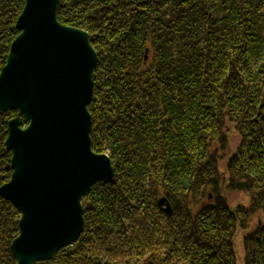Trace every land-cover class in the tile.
Masks as SVG:
<instances>
[{
    "label": "trees",
    "instance_id": "16d2710c",
    "mask_svg": "<svg viewBox=\"0 0 264 264\" xmlns=\"http://www.w3.org/2000/svg\"><path fill=\"white\" fill-rule=\"evenodd\" d=\"M25 1L0 0V72ZM57 17L98 54L92 145L115 178L83 198L78 240L36 264H264V0H59ZM17 114L0 110V188ZM20 218L0 191V264H18Z\"/></svg>",
    "mask_w": 264,
    "mask_h": 264
},
{
    "label": "water",
    "instance_id": "95a60500",
    "mask_svg": "<svg viewBox=\"0 0 264 264\" xmlns=\"http://www.w3.org/2000/svg\"><path fill=\"white\" fill-rule=\"evenodd\" d=\"M58 3L26 0L21 33L0 74V110H18L6 141L14 173L0 188L22 214L12 244L18 264L51 260L77 241L83 198L97 182L115 178L111 160L95 153L91 140L98 55L87 31L59 22Z\"/></svg>",
    "mask_w": 264,
    "mask_h": 264
},
{
    "label": "rangeland",
    "instance_id": "374dc122",
    "mask_svg": "<svg viewBox=\"0 0 264 264\" xmlns=\"http://www.w3.org/2000/svg\"><path fill=\"white\" fill-rule=\"evenodd\" d=\"M25 4H26V1H25ZM58 5H59V3H58ZM24 7H25V5H24ZM58 7V6H57ZM23 10H24V8H23ZM22 10V11H23ZM22 14V12L20 13V15ZM20 15H19V17H20ZM18 17V18H19ZM17 21H18V19H17ZM65 25V24H64ZM66 26H68V25H66ZM70 27H72V26H70ZM16 28H17V22H16ZM74 28H78V27H74ZM78 29H81V28H78ZM18 30V29H17ZM19 31V30H18ZM20 32V31H19ZM21 33V32H20ZM19 33V34H20ZM19 36V35H18ZM17 36V37H18ZM16 37V38H17ZM14 42V41H13ZM11 49V48H10ZM6 64H7V62H6ZM5 64V65H6ZM4 65V66H5ZM4 68V67H3ZM2 68V69H3ZM1 72H2V70H1ZM1 72H0V74H1ZM94 86H95V81H94ZM95 89V88H94ZM93 98H94V91H93ZM93 98H92V101L89 103V105H88V111H89V113H90V115L92 116V114H91V112H90V109H89V106L91 105V103L93 102ZM9 110V109H8ZM14 118H16V116L14 117ZM24 120H27L25 117H23L22 116V124H23V121ZM28 121V120H27ZM29 121H28V125H26V126H24V127H28L29 126ZM22 129L24 128L22 125L20 126ZM92 127H93V118H92ZM91 133H92V130H91ZM8 136H9V134H8ZM7 139H8V137H7ZM91 140H92V137H91ZM240 140H241V137H240V134H238L237 132H235L234 130H230V132L228 133V141H229V151H228V153H227V156H226V158L224 159V160H221L220 161V170L222 171V172H225L226 171V167H227V165H228V162H229V159L232 157V155L235 153V151H236V148H237V146L239 145V143H240ZM7 141V140H6ZM94 151V150H93ZM95 152V151H94ZM95 153H97V152H95ZM12 154H13V151H12ZM97 154H101V153H97ZM102 154H104V155H106V156H108L109 157V159H110V152L108 151V152H106V153H102ZM12 157H13V155H12ZM111 160V159H110ZM13 173H14V169H13V172H12V175H13ZM11 179H12V176H11ZM11 179H10V181H11ZM10 181H8V182H10ZM7 182V183H8ZM6 184V183H5ZM246 194H240V193H237V194H233L232 196H229V200H230V202H231V204H236V203H238V202H244L246 199H247V197L245 196ZM85 227V226H84ZM246 231L244 230V231H242V230H240L239 231V234H238V236H237V239H238V237H239V239H238V244H239V251H238V256H239V258H240V261H242V259H243V256H244V251H243V248H242V246H240V240H241V237L243 236V234L245 233ZM13 246V245H12ZM15 253V252H14ZM58 253V252H57ZM56 253V254H57ZM17 258V257H16ZM52 260V259H51ZM17 261H18V259H17ZM44 261H50V260H44ZM38 262H42V261H38ZM37 262V263H38Z\"/></svg>",
    "mask_w": 264,
    "mask_h": 264
},
{
    "label": "bare ground",
    "instance_id": "6f19581e",
    "mask_svg": "<svg viewBox=\"0 0 264 264\" xmlns=\"http://www.w3.org/2000/svg\"><path fill=\"white\" fill-rule=\"evenodd\" d=\"M57 18H58V17H57ZM58 20H59V19H58ZM88 33H89V32H88ZM89 35H90V33H89ZM17 111H18V110H17ZM17 115H18V114H17ZM113 169H114V167H113ZM114 171H115V170H114ZM93 186H94V185H93ZM91 190H92V189H91ZM90 192H91V191H90ZM90 192H89V193H90ZM87 195H88V194H87ZM87 195H86V196H87ZM84 224H85V222H84ZM83 231H84V229H83Z\"/></svg>",
    "mask_w": 264,
    "mask_h": 264
}]
</instances>
